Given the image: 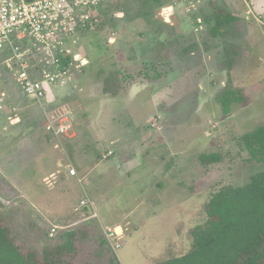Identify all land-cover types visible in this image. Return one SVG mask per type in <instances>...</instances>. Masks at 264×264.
Wrapping results in <instances>:
<instances>
[{"label":"rangeland","instance_id":"obj_1","mask_svg":"<svg viewBox=\"0 0 264 264\" xmlns=\"http://www.w3.org/2000/svg\"><path fill=\"white\" fill-rule=\"evenodd\" d=\"M106 4L96 10L97 24L78 33L70 46L88 64L73 59L68 86H45L46 92L53 90L54 104L26 96L0 59V92L6 96L0 101V219L19 249L33 252L39 264L66 242L68 230L74 232V250L61 264H155L184 255L190 231L204 221L210 194L225 185L242 186L264 171V162H250L240 141L264 125V0ZM169 6H174L171 24L162 15ZM216 14L238 20L214 36ZM125 50L128 56L121 53ZM227 90L245 101L232 103L225 116L217 98ZM112 94L121 103L98 100ZM71 98L77 100L68 109L78 131L91 126L92 138L86 136L77 148L81 156L72 151V142L71 151L67 148L75 138L56 147L45 131L44 113ZM12 115H19L20 123L9 124ZM98 124L101 136L95 134ZM111 137L120 142L111 145ZM144 139L153 142L143 149V168L125 178L114 172L96 177L99 153L112 152L103 160L106 166L135 160V141ZM209 153H219L223 161L200 165L199 156ZM70 169L74 177L89 173L98 189L81 188L84 178L78 184ZM91 190L104 197L98 220L88 219L92 211L80 205L85 198L93 203ZM126 219L131 227L123 228L131 231L122 235L116 225ZM53 226L62 228L52 234ZM108 227L122 232L103 231Z\"/></svg>","mask_w":264,"mask_h":264},{"label":"trees","instance_id":"obj_2","mask_svg":"<svg viewBox=\"0 0 264 264\" xmlns=\"http://www.w3.org/2000/svg\"><path fill=\"white\" fill-rule=\"evenodd\" d=\"M161 1V0H155ZM211 34L225 29L238 20L229 14H216ZM71 56L61 60L60 68L72 64ZM245 98L234 91H224L217 98L225 116L232 103L242 104ZM252 163L264 162V125L240 137ZM200 165L209 166L223 161L219 153L201 154ZM204 221L191 231L190 249L184 255L155 264H264V171L250 176L238 187L222 186L210 194L203 206ZM91 222V221H90ZM10 229L0 219V264H39L33 252H23L11 238ZM66 242L54 254H44L42 264H61L72 254L74 232H65ZM112 260L109 264H113Z\"/></svg>","mask_w":264,"mask_h":264},{"label":"built area","instance_id":"obj_3","mask_svg":"<svg viewBox=\"0 0 264 264\" xmlns=\"http://www.w3.org/2000/svg\"><path fill=\"white\" fill-rule=\"evenodd\" d=\"M108 1L0 0V59L12 70L16 84L26 96L38 103L45 96L46 85L67 83V72L73 63L61 69V60L71 56L73 62L70 46L75 43L74 38L97 24L96 10L107 6ZM46 131L56 137L75 135L68 115L49 122ZM111 155L108 152L104 157ZM69 175L75 176V170L70 169ZM80 205L90 207V202L83 200ZM88 219H96V215L91 214ZM59 228L62 227H53L51 233Z\"/></svg>","mask_w":264,"mask_h":264},{"label":"crops","instance_id":"obj_4","mask_svg":"<svg viewBox=\"0 0 264 264\" xmlns=\"http://www.w3.org/2000/svg\"><path fill=\"white\" fill-rule=\"evenodd\" d=\"M113 40H111V41H113V43H115V39L114 38H112ZM127 50H125V52L123 53V52H121L123 55L125 54V55H129V54H127V52H126ZM79 55H81L80 54V52L78 53ZM127 56H126V59L124 58V61L125 62H127ZM81 57L84 59V57L81 55ZM86 59V58H85ZM87 64H88V60H87ZM86 64V65H87ZM79 67V66H78ZM67 79H68V81H67V83L65 84V85H57V86H60V87H66V86H68V84L71 82V78L69 77V76H67ZM53 90L52 89H50L49 91H47V92H45V96H44V98L41 100V102L42 101H44L45 103H47V102H49V103H51V104H54L55 102H53V100L55 99V95H54V93L52 92ZM122 91V90H121ZM107 91H105V93H106ZM113 95V97H111V98H105V99H103V100H100V99H102L100 96L101 95H99V101H101V102H104V103H107V104H105V105H107V106H111L112 104H114V103H118V102H120L119 100H120V98L121 97H119V95H117L116 96V94H112ZM116 96V97H115ZM4 98H6V96H5V94L3 93V92H0V101H2ZM63 100V99H62ZM75 101H77L75 98H71V103H69V102H65L64 103V101H60V102H58L57 103V105H52V108L50 109V112L49 113H44V116H45V120H46V126H47V124L49 123V122H52V121H54V120H56L59 116H61V115H68L69 117H70V119H71V121H72V125H73V127H74V130H75V135L74 136H72V137H65V136H53V135H51V134H49L47 131H46V126H45V131H46V133H47V136H48V140H50V141H52L53 139L56 141V143H54V146H56V147H58V146H60V147H62L63 146V142H64V140H66L67 141V139H76L75 141H71V140H68L67 141V148H68V150L69 151H71V149H72V151H74L75 149H76V156H79L80 155V153H82V151L79 149V150H77V148H80L81 146H83V144H84V142H85V137L86 136H90V138H92L91 137V133H90V131H89V129H91V126L90 125H87L86 126V128L85 129H83V132L82 131H78L79 129H81V128H77L76 126H75V123H74V121H73V119H72V117L70 116V109H68L69 108V104H73L72 102H75ZM36 102V101H35ZM41 102H38L39 104L41 103ZM78 102L80 103V101L78 100ZM121 103V102H120ZM44 105V104H43ZM102 105H104V104H102ZM102 112L101 113H98V116H97V120H101L102 119ZM8 122H9V124H11V125H14V124H18V123H20V121H21V119H20V116L19 115H12V116H9L8 117V120H7ZM98 121V122H99ZM115 123H116V119H115ZM116 126V125H115ZM81 127H83V125L81 126ZM97 127H98V130L95 132V134L97 135V136H101V135H103L104 134V129H103V126H101L100 124H98L97 125ZM79 132V133H78ZM66 138V139H65ZM151 139H144V140H138V141H135V144H136V149H137V158L138 159H135V160H130L131 158H129V159H127L126 161H115V163H116V165L114 166V165H111V166H106V165H103V160H105V159H107L108 157H110V156H108V157H104V155H106V154H102V153H99V155H98V158L100 159V161H98V163H96L95 165H94V168H98V169H100V172H99V174H97L96 175V177H99V175H102V176H106L108 173H110V172H114V173H117V175L119 176V177H121V178H125V177H127V176H129L130 174H132V173H134L135 171H137V170H139V169H141V168H143L144 167V165H145V160L141 157V155H142V152H143V149H144V147H147V146H149L150 147V145H152V142H153V140H151ZM89 141V140H88ZM70 142H72V144L70 145L71 146V149H70V146H69V143ZM110 144L112 145H115V144H117V143H119L120 142V138L119 137H111L110 138ZM113 155V154H112ZM111 155V156H112ZM81 156V155H80ZM86 156H84L83 155V157H81V158H79L80 160H81V162H79V164L81 165V164H84L83 162L84 161H86ZM102 158V159H101ZM78 164V165H79ZM59 166L60 167H62L63 166V163L62 162H59ZM71 165H69V167H70ZM72 167V166H71ZM78 170V169H77ZM153 170V169H152ZM61 171L59 170V171H56V172H54V175L52 176V180H56V177L59 175V174H61L60 173ZM154 172H156L155 171V168H154ZM157 173V172H156ZM78 174H79V170H78ZM69 175V174H68ZM87 176V177H86ZM88 176H89V173H86L85 175H83V176H77V177H74V176H70L69 175V177H71V178H76L77 179V183L79 184L80 182L78 181V179H81V178H84V183H82V184H79L80 185V187L81 188H84V187H86V188H90L91 186H92V188H96V189H98L96 186H95V184H93V183H90V181L88 180ZM49 181H51V180H49ZM95 182V181H94ZM93 184V185H92ZM49 185H52L51 183H49ZM91 193H93L94 195H95V198H94V201H93V203H91L92 202V200L91 199H87V198H85V200H88L89 202H90V207L89 206H86V207H88V208H90V210L92 211V214H95L96 215V219L98 220V215H97V213H96V210H101V207H100V201H102V200H104V197H103V195L97 190L96 192L95 191H92L91 190ZM86 196V195H85ZM87 197V196H86ZM83 201V200H82ZM90 220H93V219H90ZM125 223H128L129 224V226L131 227V224H130V222H129V220L128 219H126L125 221H124V223L123 224H120V225H116V226H120V227H122L123 228V225L125 224ZM115 226V227H116ZM53 227H59V226H53ZM52 227V228H53ZM115 227H108V228H105L103 231H106V230H112V229H114ZM133 228V227H132ZM131 231V229L129 228H127V229H124L123 228V234L122 235H124V234H127V233H129Z\"/></svg>","mask_w":264,"mask_h":264},{"label":"water","instance_id":"obj_5","mask_svg":"<svg viewBox=\"0 0 264 264\" xmlns=\"http://www.w3.org/2000/svg\"><path fill=\"white\" fill-rule=\"evenodd\" d=\"M172 11H173V8L171 6L162 9L163 20L165 23H169V24L172 23V19H171L173 17V16H171ZM73 59L76 62H80V66H84L87 64V61L85 59L81 58V56H79V55H75L73 57ZM119 229H121V228L120 227L115 228V230H114L115 234H117V233L121 234L122 229H121V232H119Z\"/></svg>","mask_w":264,"mask_h":264},{"label":"bare ground","instance_id":"obj_6","mask_svg":"<svg viewBox=\"0 0 264 264\" xmlns=\"http://www.w3.org/2000/svg\"><path fill=\"white\" fill-rule=\"evenodd\" d=\"M119 232H121V229H119Z\"/></svg>","mask_w":264,"mask_h":264}]
</instances>
